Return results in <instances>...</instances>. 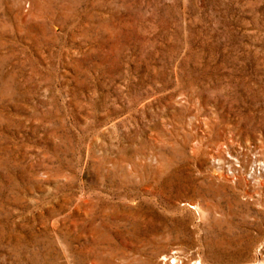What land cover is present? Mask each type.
<instances>
[{"label": "rangeland", "instance_id": "1", "mask_svg": "<svg viewBox=\"0 0 264 264\" xmlns=\"http://www.w3.org/2000/svg\"><path fill=\"white\" fill-rule=\"evenodd\" d=\"M199 262L264 264V0H0V264Z\"/></svg>", "mask_w": 264, "mask_h": 264}, {"label": "bare ground", "instance_id": "2", "mask_svg": "<svg viewBox=\"0 0 264 264\" xmlns=\"http://www.w3.org/2000/svg\"><path fill=\"white\" fill-rule=\"evenodd\" d=\"M176 261V260H175ZM199 264H202L201 262H199Z\"/></svg>", "mask_w": 264, "mask_h": 264}, {"label": "built area", "instance_id": "3", "mask_svg": "<svg viewBox=\"0 0 264 264\" xmlns=\"http://www.w3.org/2000/svg\"><path fill=\"white\" fill-rule=\"evenodd\" d=\"M172 263H175V260Z\"/></svg>", "mask_w": 264, "mask_h": 264}]
</instances>
